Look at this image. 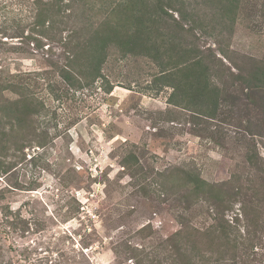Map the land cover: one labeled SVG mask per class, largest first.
I'll return each mask as SVG.
<instances>
[{
	"label": "rangeland",
	"instance_id": "1",
	"mask_svg": "<svg viewBox=\"0 0 264 264\" xmlns=\"http://www.w3.org/2000/svg\"><path fill=\"white\" fill-rule=\"evenodd\" d=\"M65 2L66 19L56 16L63 25L42 28L53 39L46 40L33 20L32 0H0V100H29L40 110L22 115L24 122L0 113V264L212 263L226 248L203 231L212 219L209 205L180 199L176 171H191L215 189L231 173L247 171L246 153L255 151L264 165V88L245 90L233 77L256 69L264 73V0H240L232 28L216 22L232 62L223 59L225 65L212 70L221 93L211 118L169 104L172 90L156 91L153 84L157 64L117 50L109 51L104 79L69 88L46 59L63 64L57 39L94 25L100 2ZM190 2L188 17L218 20L206 0ZM198 32L182 38L217 54L214 39ZM102 80L112 85L109 93ZM9 83L17 93L6 89ZM28 136L35 141L17 151L18 139ZM170 170L174 174L160 176ZM244 178L239 185L245 193L226 218L237 210L242 216L243 207L246 220L264 226V187ZM256 236L255 261L246 260L242 247L236 252L244 264H264V236ZM213 244L217 253L209 256L202 249ZM176 245L185 249L181 255L174 254Z\"/></svg>",
	"mask_w": 264,
	"mask_h": 264
},
{
	"label": "trees",
	"instance_id": "2",
	"mask_svg": "<svg viewBox=\"0 0 264 264\" xmlns=\"http://www.w3.org/2000/svg\"><path fill=\"white\" fill-rule=\"evenodd\" d=\"M65 1L68 0H32L35 12L33 20L38 29H42L46 25L49 29V25L54 24L52 27L50 26V29H53L56 23L59 26L63 25L56 16L66 19L65 13L68 10V5ZM97 1L100 2V17L95 18L94 25L83 28L80 34H76L79 31H70L65 38L60 35L57 39L63 52V64L52 62L49 57L46 59L50 65L56 68L58 77L69 88H86L97 80L104 79L102 67L106 63L109 51L116 52L117 50L122 57L143 56L157 64L158 75L155 76L153 84L156 91H161L163 88L172 90L168 98L169 104L198 113L206 118L216 115L221 86L215 79L218 75L213 74L212 70L216 65L223 67L225 65L223 59L232 62L221 45L225 34L215 32L216 22L228 25L230 28L234 27L240 18L238 8L240 0H206L214 7L212 10L218 15V20H212L210 23H205L202 18L197 16L188 17V12L185 10L191 9L192 2L190 0H77L79 3L85 2L87 6L95 5ZM175 1H179V7H176ZM185 2L186 5H184ZM203 4L205 5V0H203ZM173 12L179 13L180 18L175 19L172 15ZM165 25L166 28L160 32L161 27ZM207 26L210 31L205 32ZM48 31L42 29L40 36L46 40H53ZM198 31L205 32L208 37L214 39L217 44V54L209 48L201 50L198 47H192L198 41L189 44L183 40L184 34L200 36ZM161 37H165V39L158 43L157 41ZM32 41H38V38H33ZM29 43L28 41L27 44ZM22 51L25 50L22 48ZM173 54H175L174 57ZM164 55L167 56V59H163ZM234 68L239 69L237 66ZM233 77L236 78L239 85L242 83L245 85V90L264 88V73L258 72V69L248 72L247 76L238 73ZM102 85L106 93L112 90V85L107 80L103 81ZM13 86L9 83L6 89L12 93L15 90L17 93ZM5 99L1 98L0 100V113H4L6 117H9L10 114L18 115V122L26 120H23V116L26 118L28 115L40 113L39 109H34L32 101ZM260 100L263 99L260 98ZM205 102H207L206 105L202 104ZM262 103V108H264V102ZM27 127L30 129L32 126L30 124ZM28 137L18 139L15 146L17 151H22L25 148L27 140H29L28 143L35 141L32 136ZM258 159V154L255 151L250 154L246 153L243 165L247 171L231 173L229 180L219 183L215 189L191 171L185 169L176 171L182 181L183 191L180 199L186 203L187 198L194 197L193 204H196L198 198L209 205L212 219L206 228L203 227V231L207 233V236L211 235L214 240L220 242L216 246H225L226 248L225 252L218 251V257H214L212 263L206 264H244L245 261L236 255L241 247L245 250L246 260L252 258L255 261L254 257L257 253L254 251V249L256 250L254 239L258 238L256 235L264 236V226L252 220H246L247 212L243 207L240 208L242 216L238 210L230 219H227L226 215L232 212L235 200L245 193L242 186L239 185L244 174L245 178L249 177L246 182H251V185L258 182L259 187H264L260 181L264 180V165L263 163L259 164ZM7 168L9 167L2 166V169ZM172 174H174V170L161 173L160 176ZM161 187L165 188L163 183L160 184ZM224 196L229 199L228 202L223 201ZM230 243L234 245L235 253L229 247ZM214 247L213 244L211 248L202 250L205 253H210V256L213 251L217 253ZM172 250L178 256L185 249L176 245ZM202 250L200 253L203 252ZM180 264L182 263L180 262Z\"/></svg>",
	"mask_w": 264,
	"mask_h": 264
}]
</instances>
